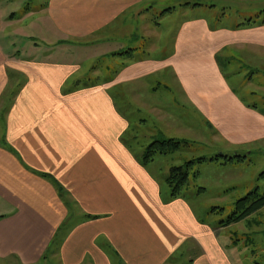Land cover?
Wrapping results in <instances>:
<instances>
[{
    "label": "crops",
    "instance_id": "1",
    "mask_svg": "<svg viewBox=\"0 0 264 264\" xmlns=\"http://www.w3.org/2000/svg\"><path fill=\"white\" fill-rule=\"evenodd\" d=\"M26 1L0 0V259L40 264L54 243L60 264H238L230 236H220L231 224L213 226L185 193L171 196L170 173L152 166L159 154L145 162L144 153L157 139L195 142L202 127L193 119L221 154L246 155L210 161L213 169L245 163L264 142L261 105L221 64L226 52L250 70L248 94L264 91L254 83L264 75V0L254 23L231 26L204 15L223 19L230 1L245 15L252 0H187L166 30L156 20L171 11L156 16L154 0H45L36 9ZM166 77L181 90L186 120L144 96ZM141 109L147 119L133 117ZM150 115L162 127L141 135L153 140L138 152L137 125Z\"/></svg>",
    "mask_w": 264,
    "mask_h": 264
},
{
    "label": "rangeland",
    "instance_id": "2",
    "mask_svg": "<svg viewBox=\"0 0 264 264\" xmlns=\"http://www.w3.org/2000/svg\"><path fill=\"white\" fill-rule=\"evenodd\" d=\"M44 1L45 0H27L23 6L24 8L31 7L36 9L40 7ZM186 1L187 0H154V12H151L155 13L156 16L161 17L166 8L171 9V14H168L167 16L169 18L166 17L165 20L164 18L162 20L158 18L156 20L157 22L162 21V29L166 30L167 28H174L176 23L182 20L179 18V13L184 9L182 6ZM230 2L234 3L233 7L223 15L225 16L223 19H213L209 15H204L208 17L210 24L231 26L236 25L238 22H243V20H249L250 18L256 20L257 17L262 14V0H252V2L246 4L245 15L240 12V4L238 2ZM216 4L218 9L225 6V4H222L221 2ZM219 11L222 14L221 10ZM191 14L193 13L191 12ZM242 16H245L244 19L239 18ZM220 18H222V16ZM14 38L21 37L13 36V39ZM30 41H34V39L31 38ZM23 44L22 47L25 48ZM27 47H29V45ZM138 54L142 56L145 53ZM225 55L226 52L222 55L221 64L231 84L246 100L249 102H257L261 105V110L264 111V102H262L264 99V91L261 90L256 96L248 94L253 85L247 83V80L249 79L248 71H250L247 68V65H243L241 62L230 61L226 59V57H223ZM83 57L84 56H82V58ZM245 78H247V80H245ZM160 80H163V85L158 86V84H154L157 89L155 92L150 91L149 93H146V95H144L145 98H148L149 102L155 105L156 108H161L164 112L167 111L169 115L175 114L182 118V120H186L189 117V111L186 107H183V98L181 96L180 88L173 83V80L170 77ZM261 80L264 81V75L255 77L254 83L256 82L255 84H258ZM255 98L258 100L255 101ZM119 106L125 111L128 110L122 103H120V101ZM146 114L148 115L147 110H136L133 113V117H144L147 119L148 116ZM135 118H133V124H138L135 122ZM150 118L151 119L147 121V123L137 125L140 137L145 133L152 135V133L157 131L156 126L158 128L162 127L159 123L158 117L150 115ZM193 121L197 124L198 128L202 127V131L204 130L203 133H201L202 131H198V133L195 134L197 140L192 142L187 148H182L176 153H169L166 155L159 154L156 156L155 164H152L154 169L158 171L159 168L162 167V174L163 171L169 174L170 171L167 170H170L173 165H180L194 158H214L226 151L220 140L218 141L215 137L213 139L211 138V133L209 132L207 125L201 126L199 121L197 122L195 119H193ZM152 140L153 139H145L144 137H141L140 145L139 147H136L135 150L138 152L145 150L146 148L141 146H147ZM227 165L228 166H219V169H213L212 167L216 166L210 161L196 165L190 170L191 177L189 185L191 186V189L187 193L186 190L184 192L188 201L195 208L197 214L213 226H218V223L221 220H227V218L237 210V202L240 199L246 197L256 189L259 194L264 193V142H258L252 147V152L245 163ZM197 171H200L201 177L195 178L194 173ZM226 184H234V188L225 190L223 187ZM201 187L206 188L201 189ZM224 232L223 235L220 234L221 240L223 241V238L228 240V237L230 236L232 250L238 255V260H236L238 264H264V207L248 218L226 227ZM55 246L56 244L51 243L45 252L43 262L40 264H60L59 260L54 258L52 254ZM177 261L178 262L175 264H181L183 259L179 258ZM0 264H17V262L0 259ZM184 264H187V262Z\"/></svg>",
    "mask_w": 264,
    "mask_h": 264
},
{
    "label": "trees",
    "instance_id": "3",
    "mask_svg": "<svg viewBox=\"0 0 264 264\" xmlns=\"http://www.w3.org/2000/svg\"><path fill=\"white\" fill-rule=\"evenodd\" d=\"M167 12L171 11V9H167ZM165 11V12H166ZM264 14V11H263ZM256 20L249 19L245 22V24L254 23ZM264 20L261 21V23ZM188 140H179V139H157L152 144H150L145 153H144V161L149 162L151 161L156 155L158 154H168V153H175L186 145H189ZM246 158V155H218L214 158H194L190 161H187L185 164L181 166L172 167L169 177L167 179L168 185L171 188V196L173 197H184V191L189 185L191 172L190 170L195 167V164L202 163V162H209V161H217L224 159L225 162H240ZM198 172L194 173V177L197 175ZM237 210L230 215L227 220H221L219 224L221 225H230L236 222H240L243 219L248 218L253 213L259 211L264 207V193L259 194L258 190L256 189L254 192L248 194L246 197L240 199L237 202Z\"/></svg>",
    "mask_w": 264,
    "mask_h": 264
}]
</instances>
